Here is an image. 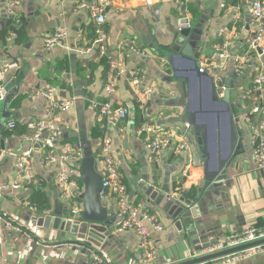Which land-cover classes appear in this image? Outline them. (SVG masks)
Here are the masks:
<instances>
[{
    "label": "crops",
    "instance_id": "1",
    "mask_svg": "<svg viewBox=\"0 0 264 264\" xmlns=\"http://www.w3.org/2000/svg\"><path fill=\"white\" fill-rule=\"evenodd\" d=\"M18 1L15 14L8 16L0 0V140L4 143L0 156V187H3L0 209L30 226L32 240L5 228L0 221V264H93L85 250L55 246L63 241H79L74 235L42 226V218L55 209L53 193L61 201L62 217L68 219L56 177L65 166L74 165L75 151L82 153L79 146L82 137L91 143L95 156L102 157L104 141L110 142L127 199L157 216L161 222L163 230L153 232L149 238L157 264L182 263L202 256L203 249L197 251L198 245L176 227L178 220H172L148 200L138 187L141 180L193 203L191 218L205 246L210 247L229 234L264 225V170L256 169L251 144V128L261 123L264 116L253 102L254 94L244 97L253 89L256 75L264 72L263 58L254 55L240 76L236 75L233 64L234 56L246 52L247 42L256 32L249 9L252 0H192L189 3L192 32H197L199 39L194 52H198L197 62L206 73L201 77L188 71L192 63L181 59L174 50L180 36L176 30L175 0H156L152 4L142 0H107L104 30L108 38V56L121 61L127 72L118 79L110 101L115 108L125 109L124 119H107L94 107L107 101L103 88L108 66L102 64L105 57L88 50L95 34V22L89 11L78 9L72 1ZM8 20L13 21L20 32L6 35L4 45L2 35ZM57 27L66 29L67 35L58 46L47 49L43 40ZM222 29L226 34L220 32ZM11 33L14 36L8 42ZM224 39L228 42L225 51L229 58L222 60L219 44ZM132 45L143 50L145 55L130 51ZM170 54L175 55L172 61L168 59ZM4 65L8 67L4 69ZM174 69L180 71L175 73ZM134 71H139L138 83L129 75ZM180 81L185 82L186 99ZM8 82L10 90L4 92L2 87ZM212 82L218 103L210 98ZM47 88L54 89L53 101L68 100L70 108L49 111V102L41 95ZM146 89H151V93L146 94ZM226 90L236 133L232 149L228 113H222L226 111L223 105ZM17 97L22 100L13 108L11 103ZM184 102L189 104L187 110L198 111L201 106L204 111L197 114V118L206 123L208 129L206 155L186 126ZM137 115L142 119L141 126L154 124L182 137L188 143V151L175 155L173 150L178 141H173L152 165L145 133L135 125ZM41 120L50 121L61 132L60 141L52 151L58 157L65 145L70 146L69 162L56 158L49 167L40 163L51 146L46 142H30L28 137L34 133L35 123ZM8 121L15 123L11 131L6 128ZM95 128L102 133L101 138L92 137ZM31 130L33 133L28 134ZM124 140L126 147L122 144ZM27 154L30 157L28 176L32 183L26 188L14 189L15 164L18 156ZM219 158L225 159L216 178L217 181L221 179V184L205 186L199 192L205 168L215 170ZM186 166L188 178L182 176ZM102 169V161H99L97 171L101 175ZM32 189L46 194L50 204L48 211L39 213L29 205ZM101 200L114 220L110 234L99 247L80 241L101 253L107 264H138L142 253L138 249V237L132 232H114L121 220L117 194L111 190L108 197ZM229 264H264V251Z\"/></svg>",
    "mask_w": 264,
    "mask_h": 264
},
{
    "label": "built area",
    "instance_id": "2",
    "mask_svg": "<svg viewBox=\"0 0 264 264\" xmlns=\"http://www.w3.org/2000/svg\"><path fill=\"white\" fill-rule=\"evenodd\" d=\"M6 9L8 16H13L15 10L18 7V0H1ZM59 3L72 1L75 3L78 9L89 11L90 15L95 22V34L91 41L88 50H93L98 53L100 57L107 58V78L104 83V93L107 97V101L103 104L94 107L98 108L100 114L107 119H114L116 117L124 119L126 118V111L123 108H115L110 99L116 92V86L118 79L127 74L125 66L119 60L112 59L108 56L107 47V33L104 30L105 23V8L107 6V0H57ZM147 4H152L156 0H142ZM192 0H175L177 19H176V30L178 32L192 29V19L188 10V5ZM250 15L256 32L247 42L246 52L243 55L234 56L233 64L235 73L237 76L243 74L246 66L251 63L252 58L256 55L261 60V64H264V0H252L250 2ZM222 34H226V30L220 31ZM67 32L63 27H57L54 32L48 35L43 43L47 49H52L58 46L62 40L66 37ZM14 34L11 33L7 38L8 42L13 38ZM220 59L229 58L228 53L225 51L228 42L224 39L219 44ZM130 51L145 55L143 50L130 46ZM259 51V52H258ZM8 66L4 65V69ZM201 69H203L201 67ZM204 70V69H203ZM139 71L129 73L131 80L138 83ZM264 87V72L260 71L254 79V87L251 91H247L244 97L253 95V102L255 105L260 104L259 112L264 116V106L262 105V93ZM151 89H146V94H150ZM54 94L53 88H47L41 92V95L47 102H49V111L61 110L66 111L70 108V101H53L52 95ZM15 123L8 121L6 128L13 130ZM34 133L28 137L30 142L42 143L46 142L51 146V150L47 152L44 158L41 160V164L45 167L51 166L56 158L62 162H69L70 157L68 156L72 149L70 146H64L63 152L56 157L52 148L60 141L61 132L53 127L51 122L37 121L34 126ZM141 133H145L146 148L149 152V161L153 165L158 160L159 155L171 147L173 141H178L175 146L173 153L180 155L188 151V143L182 137L176 135L170 130L157 128L154 124H145L138 129ZM251 144H252V158L254 165L258 170H264V117L261 123L251 128ZM49 146V147H50ZM102 180L100 197H108L109 191L113 190L117 194V204L121 220L115 225L114 232L116 234L124 232H132L138 237V249L141 250V255L138 259V264H157L155 261V252L150 246V235L155 232L159 233L163 230V226L157 216L147 212L146 210L135 206L126 197L125 187L122 183V178L116 168L114 158L111 153L110 142L104 141L102 149ZM81 153L75 151V157L73 158L74 165L70 164L65 166L56 177V184L60 190V198L65 204L68 218L70 220H77L82 212V203L80 196L82 194L81 186L79 184V161ZM29 155L18 156L15 164L16 168V184L12 186L14 189L20 187H28L32 180L28 176V163ZM101 174V173H100ZM189 169L186 166L182 171V176L188 178ZM3 187H0V190ZM61 202V201H60ZM0 221L4 227L17 232H20L26 239L32 240L31 227L25 225L21 220L9 215L7 212L0 209ZM264 238V225L261 227H250L242 231L229 234L223 240L216 242L210 247L203 249L201 255H207L223 251L228 248H232L238 245H243ZM45 246L46 244L43 243ZM56 247H70L79 250H85L90 256L93 264H107L104 256L101 253L95 252L94 250L87 247L82 241H63L55 245ZM264 251V246L248 249L243 252L231 254L221 258L212 260V262H220L223 264H229L234 261L241 260L245 257L250 256L254 252Z\"/></svg>",
    "mask_w": 264,
    "mask_h": 264
},
{
    "label": "water",
    "instance_id": "3",
    "mask_svg": "<svg viewBox=\"0 0 264 264\" xmlns=\"http://www.w3.org/2000/svg\"><path fill=\"white\" fill-rule=\"evenodd\" d=\"M180 36L176 42L177 47L174 49L179 53V57L184 60H188L192 63L191 71L197 77L206 76V73L201 69L200 63L197 62L199 59L198 52H194V46L199 42L197 32H192V29H186L180 31ZM200 35V34H199ZM200 37V36H199ZM259 52V51H258ZM175 56L170 54L168 59L172 61V57ZM179 69H174V72H179ZM182 71V70H181ZM177 80V76H174ZM179 80V79H178ZM186 80V79H185ZM183 98L186 99V87L185 82L180 81ZM9 82L5 84L2 88L4 92L10 90ZM228 87V84L226 85ZM228 89V88H227ZM211 101L213 103H218V98L216 94V88L214 83H211ZM229 91L226 90L224 95V102L226 111L222 113H228L229 117V142L230 148L232 149L236 141V133L234 131L233 125V115L230 111V105L228 103ZM184 105L185 111V122L189 131L196 136L198 145L202 147L201 152L206 155L208 146V129L204 122H199L197 114H201L204 111L202 107L199 106V110H187L188 102L182 103ZM215 113V112H214ZM217 114V113H216ZM219 118V117H217ZM219 121V120H218ZM126 147V140L122 142ZM80 148H81V158L79 161V178L78 181L82 185V194L80 199L82 201V212L77 220L65 219L62 217V204L58 197L53 193L55 209L52 214L46 215L42 218V226L44 228H49L53 230H59L64 233H69L74 235L78 240H84L90 244L99 247L104 241L105 237L110 234V230L114 224L112 215L108 213L107 208L104 206L101 197V174L97 171V163L102 161L101 156H95L93 151V146L86 137L80 138ZM4 150V143L0 140V156ZM225 164V159H218V165L215 170H208L205 168L204 171V181L198 185V191L201 192L204 187L207 188L212 186H218L221 184V179L217 181V176L222 170ZM211 184V185H209ZM144 195L151 201L156 208L161 210L165 215L170 217L172 220H178L176 227L180 232L185 233V236L190 239L196 246V250L206 249L209 246L203 245V238L199 236L198 230L194 225V221L191 218V207L193 203L185 201L183 197H174L167 189L157 188L154 184L150 182H145L141 180L138 184ZM108 240V239H106ZM212 241L210 244H213ZM264 246V238L258 239L256 241L246 243L243 245H238L232 248L225 249L220 252L211 253L208 255H202L199 257H194L188 261L178 263V264H203L208 261L215 260L224 256L246 251L248 249Z\"/></svg>",
    "mask_w": 264,
    "mask_h": 264
},
{
    "label": "trees",
    "instance_id": "4",
    "mask_svg": "<svg viewBox=\"0 0 264 264\" xmlns=\"http://www.w3.org/2000/svg\"><path fill=\"white\" fill-rule=\"evenodd\" d=\"M10 32H13L14 34L18 35L20 31H19V28L16 27V24L13 21L8 20L6 30L2 35V37H3L2 38V40H3L2 44L5 45V36L8 35ZM103 60L104 61H102L103 62L102 64H104V65L107 64L106 58H104ZM21 100H22V97H17L16 99H14L13 102L11 103V107H13V108L18 107ZM258 106H261V105L258 104ZM141 123H142V119L137 115L136 119H135L136 127L140 128ZM32 133L33 132L31 130L30 133H28V134H32ZM92 137L93 138H101L102 133L97 128H95L92 130ZM28 200H29V205L34 207L37 210V212H39V213H44V212L48 211V209L50 208L48 197L46 196V194L42 190L32 189L31 196ZM210 263H212V261H210L206 264H210Z\"/></svg>",
    "mask_w": 264,
    "mask_h": 264
}]
</instances>
